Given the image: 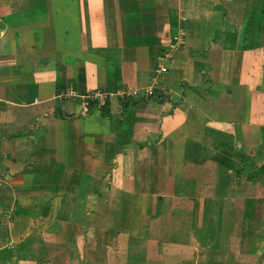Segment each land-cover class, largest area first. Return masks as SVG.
<instances>
[{
	"label": "crops",
	"instance_id": "obj_1",
	"mask_svg": "<svg viewBox=\"0 0 264 264\" xmlns=\"http://www.w3.org/2000/svg\"><path fill=\"white\" fill-rule=\"evenodd\" d=\"M232 2L0 0V264H264V36L237 48ZM178 27L154 96L101 113Z\"/></svg>",
	"mask_w": 264,
	"mask_h": 264
},
{
	"label": "trees",
	"instance_id": "obj_2",
	"mask_svg": "<svg viewBox=\"0 0 264 264\" xmlns=\"http://www.w3.org/2000/svg\"><path fill=\"white\" fill-rule=\"evenodd\" d=\"M248 6L250 7V10L248 11V18L246 19L243 42L237 47L242 52L252 51L259 48L261 44L258 43V39H260L262 35L264 36V0H251ZM217 10L221 11L223 17L227 14L221 4H218ZM225 21H227V19ZM227 33L229 32L227 31ZM220 34L223 35V30L216 32V37ZM232 35H235V31ZM220 36L216 40L223 42L224 38ZM107 105V102H102V106L100 108L101 113H105ZM260 171L264 172V167H262ZM239 174L240 173H237V175Z\"/></svg>",
	"mask_w": 264,
	"mask_h": 264
},
{
	"label": "built area",
	"instance_id": "obj_3",
	"mask_svg": "<svg viewBox=\"0 0 264 264\" xmlns=\"http://www.w3.org/2000/svg\"><path fill=\"white\" fill-rule=\"evenodd\" d=\"M184 29L182 27H178L175 34L171 37V45L169 48V51L163 54L162 57L158 60V63L155 66L154 69V76L152 79V84L148 86L147 88L143 89H136L129 92H122L120 94H105V93H99L95 92L89 96L90 99L94 101H98L100 103L103 102V100L110 96H120V97H130V98H145L150 99L154 96V88L156 81L158 80L159 76L166 72L165 65L167 62H169L172 58V52L177 51L180 48V45L182 44L183 36H184Z\"/></svg>",
	"mask_w": 264,
	"mask_h": 264
},
{
	"label": "rangeland",
	"instance_id": "obj_4",
	"mask_svg": "<svg viewBox=\"0 0 264 264\" xmlns=\"http://www.w3.org/2000/svg\"><path fill=\"white\" fill-rule=\"evenodd\" d=\"M251 0H248V2H250ZM233 4L237 5L238 3L232 2ZM243 6V3H241L240 5L234 6L233 12L235 13V15L240 19L241 16L243 17V15L246 17L245 19L248 18V11L250 10V7L247 6V14H243V10L241 11V8ZM227 15H225V17L227 18ZM231 15V14H229ZM261 47V46H260Z\"/></svg>",
	"mask_w": 264,
	"mask_h": 264
}]
</instances>
